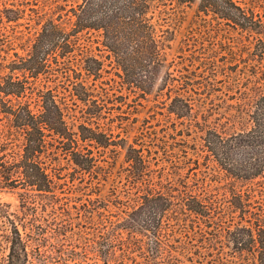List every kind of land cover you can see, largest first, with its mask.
Listing matches in <instances>:
<instances>
[{"label": "rangeland", "instance_id": "1", "mask_svg": "<svg viewBox=\"0 0 264 264\" xmlns=\"http://www.w3.org/2000/svg\"><path fill=\"white\" fill-rule=\"evenodd\" d=\"M235 1L264 23V0ZM79 3L0 0V83L10 73L15 55L26 56L28 43L47 21L71 29L75 21L71 9ZM198 3L173 4L165 14L158 13L155 21L168 32L169 49L144 94L121 84V71L105 58L108 54L95 32L84 31L82 36L90 54L102 63L97 79L88 78L77 60L72 64L76 76L68 71L66 77L52 64L49 74L29 79L36 90H54L57 101L66 104V119L75 131L84 124L104 135L102 141L109 145L88 147L96 160L90 171L51 148L57 153L55 160L43 159L53 182L50 193L22 186L7 189L0 181V264L253 263L233 254L227 231H233L237 222L246 226L245 221L254 217L247 213L240 220V202L249 196H253L249 211L259 212L258 180L229 177L208 157L205 139L209 127L229 134L239 129L232 117L240 99L264 94V32L227 27L213 15L199 13ZM80 81L91 95L87 101L73 95ZM26 96L33 107L35 93ZM176 97L191 107L182 117L170 111ZM92 100L102 109L89 116L85 112L94 109ZM175 104L181 107L179 101ZM18 143L0 114V159L8 160ZM129 147L138 151L143 165L127 159ZM24 193L30 194L25 207ZM149 193L176 204L163 227H141L148 213L140 206ZM191 197L208 205V216L178 207L182 199L190 203ZM7 218L17 227H11ZM33 221L38 227H27ZM14 229L26 245V256L12 251L17 242Z\"/></svg>", "mask_w": 264, "mask_h": 264}, {"label": "trees", "instance_id": "2", "mask_svg": "<svg viewBox=\"0 0 264 264\" xmlns=\"http://www.w3.org/2000/svg\"><path fill=\"white\" fill-rule=\"evenodd\" d=\"M195 1L80 0L76 10L71 9L75 21L69 31L54 20L47 21L28 43L26 56L15 55V60L9 67L10 73L0 83V114L6 119L9 128L14 130L19 142L17 150L11 153L8 160L6 156L0 159V181L4 188L22 186L26 191L50 193L53 182L46 172L43 159L55 160L57 153L51 151V148L69 154L78 167L90 171L96 160L88 147L92 143L102 147L109 145L108 141H102V138H106L104 135L84 124H79L75 131L74 125H70L66 119V104L57 101L54 90H36L29 79L36 80L39 75L49 74L52 64L60 67L58 70L64 76L68 77L65 75L68 71L76 76L75 69H72L74 60L84 66L83 70L88 78L92 76L97 79L102 63L90 54L91 49L85 47L82 36L84 31L85 34L95 32L101 39L103 50L108 54L105 58L112 60L116 69L121 71L118 74L121 84L129 89H138L144 94L150 87L147 82L151 75L166 62V50L169 49L168 32L162 30L161 25L155 21L158 13L160 16L165 14L166 8L173 4L190 5ZM197 11L205 16L211 14L225 26L235 30L264 32L260 16L235 0H199ZM74 53L83 57L77 59ZM72 90L73 95L81 101H87L91 96L83 81L74 85ZM29 93H35L37 97L33 107L26 96ZM240 100L242 101L237 105L236 114L232 117L233 124L241 125L240 128L229 134L220 132L217 127H209L205 147L208 157L229 177L245 181L258 180L256 184L261 189L255 203L259 212L249 211L252 207L250 199L253 198L249 196L240 202V220L243 222L247 213L254 217L245 221L246 226L237 222L234 230L227 232L233 254L253 262L252 264H264V94L245 95ZM178 101L181 107L176 106L175 102ZM91 102L94 109L85 112L89 116L102 109L96 100ZM173 102L170 111L177 117L191 111L187 101L176 97ZM84 143L87 144L83 145ZM129 153H135V157H131ZM5 158L7 161H3ZM127 159L140 165L144 163L138 151L132 147L128 149ZM29 200L30 194L24 193L23 207L30 203ZM182 200L184 203H178L179 208L185 206L196 215L208 216V205L202 200L191 197V204L186 199ZM175 206L165 196L150 193L145 195L140 207H145L148 219L141 227H163L166 214ZM7 220L11 227H17L8 218ZM34 221L27 224V227H38ZM154 222L155 226L150 225ZM14 232L17 242L13 244L12 251L17 250L19 257L26 256V245L22 243L17 229Z\"/></svg>", "mask_w": 264, "mask_h": 264}]
</instances>
